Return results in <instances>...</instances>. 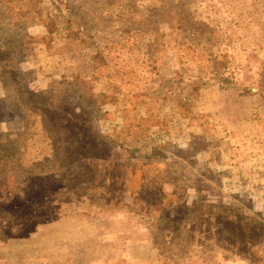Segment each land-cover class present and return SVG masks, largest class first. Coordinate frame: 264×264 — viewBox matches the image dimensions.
Here are the masks:
<instances>
[{
    "label": "rangeland",
    "instance_id": "374dc122",
    "mask_svg": "<svg viewBox=\"0 0 264 264\" xmlns=\"http://www.w3.org/2000/svg\"><path fill=\"white\" fill-rule=\"evenodd\" d=\"M216 1L0 0V264H264V15Z\"/></svg>",
    "mask_w": 264,
    "mask_h": 264
},
{
    "label": "trees",
    "instance_id": "16d2710c",
    "mask_svg": "<svg viewBox=\"0 0 264 264\" xmlns=\"http://www.w3.org/2000/svg\"><path fill=\"white\" fill-rule=\"evenodd\" d=\"M215 1V0H213ZM220 3H224L226 4L227 2L230 1H239V2H246L247 4L251 5V8L248 9L249 11V15H264V0H218ZM216 1V2H218ZM244 5V4H243ZM260 5V7H259ZM208 25H211V22H208ZM195 35V33H192ZM22 38H28L30 39V42H33L35 40V38L30 35V33H25L23 34ZM184 43H190V47H188V49L193 50L194 52H199V54L196 55H191L189 51H187L184 54V58H182L180 60V64L182 65V67L184 69H195L196 71H203L205 69V67H208L209 70H211L210 73H217L219 74L221 77H225L224 80H228L230 81L232 79V76H234V74L236 73V69L237 67H233V65H229V59L227 60V63H223L220 62L219 60H217L219 58L218 54L213 53L212 55L210 53V50L215 48V44L212 42L211 39H207V38H201V39H193L192 37L188 36L187 39H185ZM23 47H26V43H23ZM185 50V48H184ZM217 52H219V49H216ZM226 55V54H225ZM190 56V58H189ZM15 59V58H14ZM191 60L190 63H188ZM14 61V60H13ZM3 62L0 59V73L2 70V67H4ZM188 65V66H187ZM195 67V68H192ZM178 73H180V70L178 71ZM198 77H202L201 75H198ZM230 78V79H229ZM246 90L247 87H245Z\"/></svg>",
    "mask_w": 264,
    "mask_h": 264
}]
</instances>
